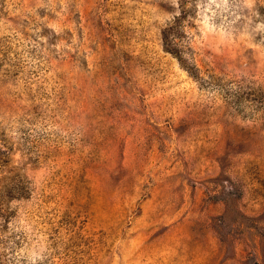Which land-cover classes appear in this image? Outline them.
<instances>
[{
  "label": "rangeland",
  "instance_id": "374dc122",
  "mask_svg": "<svg viewBox=\"0 0 264 264\" xmlns=\"http://www.w3.org/2000/svg\"><path fill=\"white\" fill-rule=\"evenodd\" d=\"M0 264H264V0H0Z\"/></svg>",
  "mask_w": 264,
  "mask_h": 264
}]
</instances>
